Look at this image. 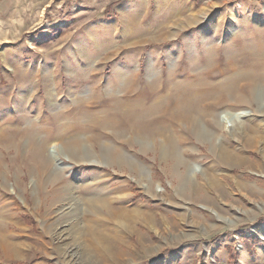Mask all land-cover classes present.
<instances>
[{"label": "rangeland", "instance_id": "rangeland-1", "mask_svg": "<svg viewBox=\"0 0 264 264\" xmlns=\"http://www.w3.org/2000/svg\"><path fill=\"white\" fill-rule=\"evenodd\" d=\"M188 3L0 0V232L9 242L0 264H104L110 244L93 237L104 234L118 236L105 264H264V91L244 88L201 118L211 137L185 124L169 132L177 157L163 154L162 137L135 138L117 114L140 97L156 115L170 101L156 100V88L203 75L221 84L264 45V0ZM243 4L250 11L232 17ZM224 112L247 114L226 124ZM106 145L143 172L102 160ZM221 145L255 165L225 166ZM221 175L224 194L207 181ZM94 197L111 201L93 207Z\"/></svg>", "mask_w": 264, "mask_h": 264}, {"label": "bare ground", "instance_id": "bare-ground-1", "mask_svg": "<svg viewBox=\"0 0 264 264\" xmlns=\"http://www.w3.org/2000/svg\"><path fill=\"white\" fill-rule=\"evenodd\" d=\"M182 1L187 5L189 4L188 3L189 0H182ZM234 10H231V14L232 17H234L235 19L250 11L248 8H246L244 4L240 5L237 11ZM146 33L149 34V30H146ZM157 33L160 36L164 34L161 31H158ZM263 47L264 45L262 46L259 45L257 51L250 50L248 54H245L243 58L240 60V65H242L241 69L236 71V75L227 79L221 84L214 85L209 82L210 80L208 81L207 79L209 77L208 75H206L207 77L203 75V76L193 77L192 79H188L189 83L193 82V85L191 86L181 85L179 87L172 89H170L169 87L168 89H166L165 87L162 90H158L156 88L154 92L157 95L156 100H161L162 95H158V93L160 92L162 94L165 93L163 96L166 95L167 99L170 100V101L168 100L169 102H167V104L162 106V108L159 110V113L156 115L151 116L147 114L148 113L147 108H144V106L137 105V103L141 101L140 97H138V99L136 100V104L134 102L133 105H128L127 103L123 102L120 105H118L117 114L120 115L122 121H124L131 128V131L135 138L140 139L142 141H146V139H149L150 137H162L163 140L162 144H164L162 147L163 154L166 157L168 156L177 157L178 147L172 146L170 144V137L168 136L169 132L171 131L177 133L181 132L179 131V127L184 126L183 124H185L187 126L193 127L194 130L199 135L205 134L206 136L211 137L212 134L210 132L203 131L202 127L200 126L201 118L212 116L219 109L221 105L229 102L230 99H234L235 101H237V99L240 98V91L244 88L256 89V91H258L262 95V92L264 91V51L261 48ZM233 64L234 63L230 61L229 63H227V66H229V68H231L232 70H235ZM262 97L264 98V96ZM246 114L247 113L235 114L231 112H224L221 118L223 122L227 124V123H233L235 119L238 120L241 119ZM103 122L104 124L105 123L109 124L111 120L103 119ZM104 124L102 126H104ZM176 135L179 136L178 134ZM95 140H97V137H95ZM244 141H245V146L248 147L249 149L258 150L259 146L257 147L256 142L253 141L252 139H247V140L245 139ZM50 147L49 149L52 150V153L54 154L53 156H55L56 159L59 160V158H57V151L59 146L56 144H52V147L51 148ZM262 151L264 154V148ZM217 153L220 162L225 166H229V167L244 166L246 168H252L255 165L252 164L248 159H246V157L244 156V152L240 149L236 150L234 148L221 145L218 148ZM101 155H102V160L104 159L110 162H116L120 165L129 166L135 171L141 173L144 170L141 169L140 165L132 162V160L129 157H126L123 154H121L120 150L116 149L115 147L106 145ZM257 166L258 164H256V167ZM191 172L193 175L195 174V170L192 168H191ZM189 174L188 176H190ZM226 179H228V182L230 181L228 175H221L217 177L213 176L212 178L209 177L207 181L211 186V188H213L217 193L224 194L227 191L224 185L227 182ZM236 184L241 189L249 190L252 194H258V195L262 194L254 186L250 184H246L240 180H238ZM101 199L102 198L99 199L97 197H94L91 201V205L95 207L97 206L96 205L97 203L102 202L103 206L106 208L109 202L111 201V198L103 201ZM115 209H111L112 212L114 211L111 214L116 213ZM132 215L134 217L136 215L140 216L141 214L139 215L138 211H134ZM149 221H151L149 220V216L148 217L145 216V222H146V223L144 222L145 225L147 223L149 224ZM105 235L106 234L103 235L104 237L101 236L99 238H97L95 235H93V237L98 241L100 240V242H102L104 246L106 243L110 244L104 249V251L108 252L109 254V252H111V245L113 242H117L118 236L116 234H112V235L107 234L106 236ZM0 245L6 250H7V246L9 245L8 240L6 239L5 235L2 233L0 234ZM142 245L145 244L142 243ZM108 254L104 253L103 256H101L100 258L101 259L100 262L106 263L110 259L112 260L113 257L109 256Z\"/></svg>", "mask_w": 264, "mask_h": 264}]
</instances>
